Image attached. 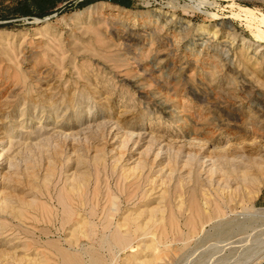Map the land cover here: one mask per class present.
I'll list each match as a JSON object with an SVG mask.
<instances>
[{
  "label": "rangeland",
  "instance_id": "obj_1",
  "mask_svg": "<svg viewBox=\"0 0 264 264\" xmlns=\"http://www.w3.org/2000/svg\"><path fill=\"white\" fill-rule=\"evenodd\" d=\"M17 4L0 0V264H239L264 251L251 213L264 212V0H73L44 17ZM221 178L239 181L224 218L165 247L162 231L218 201ZM106 216L131 232L128 248H100ZM212 225L227 242L210 260Z\"/></svg>",
  "mask_w": 264,
  "mask_h": 264
},
{
  "label": "bare ground",
  "instance_id": "obj_2",
  "mask_svg": "<svg viewBox=\"0 0 264 264\" xmlns=\"http://www.w3.org/2000/svg\"><path fill=\"white\" fill-rule=\"evenodd\" d=\"M198 3V2H197ZM252 15V14H251ZM260 22H262V21H260ZM251 24V23H250ZM261 24H263L264 25V22L263 23H261ZM253 25V24H252ZM256 29V28H255ZM258 30V29H257ZM261 33V32H260ZM258 31L257 32H255V36L257 37V38H260L261 39V34H260ZM132 136V135H131ZM130 139V138H129ZM0 140H2V138L0 139ZM4 140V139H3ZM126 141H127V139H126ZM126 141H125V143H126ZM130 140H128V142H129ZM2 145H3V142L2 141H0V148L2 147ZM1 153H3L2 151H0V162H1V159H2V154ZM196 157V156H195ZM222 158L221 159H223L224 158V156H221ZM238 157V156H237ZM198 158V157H197ZM218 158V157H217ZM226 158V157H225ZM228 158V157H227ZM227 158H226V160H227ZM234 158H236V157H234ZM190 159V158H189ZM210 159V158H209ZM208 159V160H209ZM215 160H216V158H214ZM229 159V158H228ZM232 159V158H231ZM230 159V161L231 162H236V161H238V159L237 160H235V161H233V159L231 160ZM191 160V159H190ZM195 160H197V159H195ZM199 160V159H198ZM207 160V159H206ZM14 161V160H13ZM202 161V160H201ZM210 161H211V159H210ZM219 161H221V160H219ZM224 161V160H223ZM256 161V160H255ZM188 162H190V161H188ZM192 162V161H191ZM190 162V163H191ZM212 162V161H211ZM210 162V167L208 166V168H209V171H210V173L211 174H213V173H215L216 171H217V168H216V163L215 162H212L211 163ZM217 162V161H216ZM14 162H11L10 160H9V163H8V166L11 168L14 164H13ZM207 163V162H206ZM209 163V162H208ZM208 163H207V165H208ZM218 163V162H217ZM223 162H221V164H222ZM226 163V162H225ZM237 163H240V161L239 162H237ZM187 164V163H186ZM203 165H204V163H202ZM16 165V164H15ZM190 165H192V164H190ZM198 165H201L200 164V162L198 163ZM202 165V166H203ZM206 165V166H207ZM231 165H233V164H231ZM236 165V164H235ZM206 166H204V167H206ZM221 166V165H220ZM204 167H203V169H204ZM233 167H234V165H233ZM231 168V167H230ZM1 169V168H0ZM242 169V168H241ZM259 169V168H258ZM232 170V169H231ZM128 172H129V170H128ZM206 172V171H205ZM219 171H217L216 173H218ZM221 173H222V171H220ZM231 172H235V171H231ZM240 172V171H239ZM200 173V172H199ZM207 173H209V172H207ZM242 173V172H241ZM240 173V174H241ZM171 174V173H170ZM220 174V173H219ZM236 174V173H235ZM243 174V173H242ZM241 174V175H242ZM244 174H247V173H244ZM126 175V174H125ZM166 175V174H165ZM205 175H208V174H205ZM221 175V174H220ZM223 175V174H222ZM225 175V174H224ZM252 175V174H251ZM256 175V174H255ZM213 176H215V175H213ZM217 176V175H216ZM227 176V175H226ZM207 177V176H206ZM205 177V178H206ZM220 177H223L224 179H225V177L224 176H220ZM228 177V176H227ZM241 178H240V184L241 185H247V184H249V185H251V184H253V183H255L254 185H256V179H253V178H249V177H247L246 175H242V176H240ZM257 177V176H256ZM211 178H212V176H211ZM210 177H209V180L211 179ZM215 178V177H214ZM223 178H221L222 180H224ZM73 179V178H72ZM198 179H199V177H198ZM227 179V178H226ZM183 180H185V177L183 178ZM200 180V179H199ZM214 180V179H213ZM220 180V179H219ZM230 180V179H229ZM201 181V180H200ZM200 181H198L199 183H201L202 184V181L200 182ZM205 181V180H204ZM208 182V181H207ZM215 182V181H214ZM239 182V181H238ZM238 182H237V180L235 181V180H230V181H227V180H224V182H222L221 181V183L220 182H218L217 181V190H215L217 193V196H219L218 197V201H216V200H212V199H209V198H204L203 199V203H201L202 205L200 206V204L199 205H197V204H194V205H191V207H189V209H182V211H183V216H185V219H183L184 220V223H183V229H180L179 227L177 228H175V230L173 229V227H172V229H171V226H173V223H172V225H170V229L168 230V228H166L167 230H168V232H166V231H162V233L160 234V236H161V238H163L164 237V244H165V247H166V245L169 243V242H171V241H169L168 242V236L169 235H171V233H177V238L176 239H178V236H179V238H181V240H180V242L179 243H181V241H183V243H184V241H186V240H188L189 241V239L191 238H193V237H195V236H197L198 235V233L200 232H203L204 231V226L205 225H207V224H213V220L215 219V218H219L220 216H222L223 217V212H222V208H223V206H226V204H229L233 199H231L230 197H229V194L227 195V194H224V191H230V192H232L231 190H229L230 188H232L234 185L233 184H238ZM258 182V181H257ZM209 183V182H208ZM211 184H212V182H211ZM200 186V185H199ZM211 186V185H210ZM214 186H215V184H214ZM201 187V186H200ZM72 188V187H71ZM259 189V188H258ZM257 189V190H258ZM70 190H72V189H70ZM235 190V189H234ZM256 190V191H257ZM259 191V190H258ZM221 193H223V194H221ZM144 194V193H143ZM231 194V193H230ZM256 195V194H255ZM144 196V195H143ZM203 196H207V195H204L203 194ZM147 197V196H146ZM145 197V198H146ZM255 197V196H254ZM2 199H4V198H2ZM149 199V198H148ZM63 200H65V199H63ZM115 200H117V199H114V201ZM118 201V200H117ZM181 201V200H180ZM179 201V202H180ZM183 201V200H182ZM202 201V200H201ZM1 202V201H0ZM6 202V201H5ZM62 202V200L60 201V203ZM116 202V201H115ZM115 202H112L113 204H112V206H114L113 208H111V209H113V211H119V210H117V208H119V207H117L116 208V203ZM65 203H67L66 201H65ZM64 203V204H65ZM63 204V205H64ZM111 204V203H110ZM179 203L177 202V205H178ZM2 205V204H1ZM119 205V204H118ZM177 205H176V207H177ZM180 205H181V203H180ZM185 205V204H184ZM66 207H64L63 206V208H65V211L68 213V211H70L69 209H68V211L66 210L67 209V205H65ZM188 206V205H187ZM4 207V206H3ZM2 207V208H3ZM178 207H180V206H178ZM5 208V207H4ZM181 208V207H180ZM185 208H188V207H186V205H185ZM121 209V208H120ZM149 209V208H148ZM156 209V208H155ZM110 210V209H109ZM159 210V209H158ZM158 210H156L157 212H159ZM180 210V209H179ZM224 210H225V208H224ZM229 210H230V208H229ZM3 211H4V209H3ZM64 210H63V212H65ZM112 211V210H111ZM112 211V212H113ZM227 211V210H226ZM252 212V214H254L255 216H260V217H262V218H264V212L263 213H259L260 211H258V210H256L255 208H253L252 210H251ZM65 212V213H66ZM123 212V211H122ZM143 212V211H142ZM156 212V213H157ZM107 213H109V216H110V213L111 212H107ZM129 213V212H128ZM128 213H126V215H128ZM130 213H132V212H130ZM140 213V212H139ZM144 213V212H143ZM142 213V214H143ZM148 213H150V212H148ZM151 213H153V209H152V211H151ZM150 213V214H151ZM71 214H73V213H71ZM122 214V213H121ZM125 215V216H126ZM109 216H106L107 217V219H108V217ZM118 216V215H117ZM121 216V215H120ZM135 216H137V214L135 215ZM139 217H140V215H138ZM137 216V217H138ZM154 216V215H153ZM153 216H151L153 219H154V217ZM70 217H72V216H70ZM119 217V216H118ZM122 217V216H121ZM123 217H124V215H123ZM122 217V218H123ZM131 215H129V220L131 219L132 220V217H134V214H133V216L131 217ZM136 217V218H137ZM149 217H150V215H149ZM149 217H148V219H149ZM150 217V219L152 220V218ZM181 217H182V214H181ZM183 218V217H182ZM224 218V217H223ZM256 218V217H255ZM111 217H109V223L107 222V220H106V223H108V224H106L105 223V230L107 231L108 230V232L109 233H111V236H109V238H105V239H103V241H102V243H101V247L100 248H102V247H106V248H109V250L110 249H125V248H128L129 246H130V244H131V232L130 231H128L127 229H126V226L122 223L121 225L120 224H117L113 229H111ZM160 219H161V217L159 218V220H158V218L156 219V221L155 222H148L149 224H151V225H156L157 224V221H158V223L160 222ZM171 219H172V217H171ZM105 220V219H104ZM122 220V219H121ZM135 220V219H134ZM137 220H138V218H137ZM178 220V219H177ZM181 220V219H180ZM182 220V221H183ZM115 221V220H114ZM119 221V220H118ZM179 221V220H178ZM181 221V222H182ZM213 221V222H212ZM113 222V221H112ZM117 222V221H116ZM140 222V221H139ZM170 222H172V220H170ZM174 222V221H173ZM212 222V223H211ZM83 223H85L84 221H83ZM89 223V222H88ZM175 223V222H174ZM179 222H177V224H178ZM258 223V222H257ZM114 224V223H113ZM138 224V223H137ZM139 224H141V223H139ZM138 224V225H139ZM176 223H175V226L177 225ZM243 224V223H242ZM241 224V225H242ZM80 225V224H79ZM82 225H86V223L85 224H82ZM107 225V226H106ZM136 226V230H138V231H141V232H145V233H147L148 231H146V227H145V225L144 226ZM240 225V226H241ZM87 226V225H86ZM104 226V225H103ZM134 226V225H133ZM247 226V225H246ZM211 228H212V230H218V233H217V236L218 237H214V238H217V240L216 241H212V243L213 244H211L210 246V249L213 247V252H212V256L211 255H208L207 256V258L206 259H210V260H212L213 259V256L215 255V254H217V253H220L221 252V248H222V246H223V244H225L226 242H227V240L226 239H224V234H223V232H220L219 230H220V225H212V226H210ZM210 227H209V229H210ZM77 228H78V226H77ZM77 228H75L76 230H77ZM135 228V227H134ZM150 228H152V227H150ZM150 228H148V229H150ZM154 228H156V227H154ZM208 228V227H207ZM75 229H74V231H75ZM93 229V228H92ZM132 229H133V227H132ZM104 230V229H103ZM153 230V229H152ZM160 230H162V229H160ZM79 231V230H78ZM92 231V230H91ZM207 231V230H206ZM206 231H204L205 232V234L207 233V236H208V232H206ZM80 232H81V229H80ZM82 233V232H81ZM93 233V232H92ZM136 233V232H135ZM135 233L133 234V235H135ZM153 232H150V234H152ZM88 235H89V233H88ZM95 235V234H94ZM144 235V234H143ZM154 234H152V236H153ZM175 235V234H174ZM202 235V234H201ZM103 236V235H102ZM148 236V235H147ZM151 236V235H150ZM158 236H159V234H158ZM159 236V237H160ZM200 236V235H199ZM89 237V236H88ZM101 237V236H100ZM136 237V236H135ZM140 237V236H139ZM143 237V236H142ZM142 237H140V238H142ZM149 237V236H148ZM157 237V236H156ZM198 237V236H197ZM197 237H195V238H197ZM206 237V236H205ZM102 238V237H101ZM144 239H145V236L143 237ZM152 239L150 240L149 238H148V242H149V245H146L147 244V242L144 244V250H143V252H145V254L144 255H146L147 254V252H151V250H155L156 249V247L154 246V243H153V241H154V239H153V237H151ZM170 238H171V236H170ZM206 238H208V237H206ZM205 238V240H202V242L203 241H206V240H210V237H209V239H206ZM175 239V240H176ZM158 240V238L155 240V241H157ZM214 240V239H213ZM134 241V240H133ZM160 241V240H159ZM163 241V240H162ZM162 241H160V242H162ZM178 241V240H177ZM192 241H194L193 239H192ZM211 241V240H210ZM259 241V240H258ZM100 241H98V243H99ZM157 243H158V241H157ZM248 243V242H247ZM140 244H142V243H140ZM142 244V245H143ZM163 244V243H162ZM163 244V245H164ZM172 244V243H171ZM228 244V243H227ZM139 245V244H138ZM156 245V244H155ZM234 245V244H233ZM157 246H158V244H157ZM159 246H160V244H159ZM231 246V245H230ZM98 247H99V245H98ZM142 248V249H143ZM155 248V249H154ZM255 248V247H254ZM254 248H248V249H246L245 251H246V254H245V260H244V262H242V263H239V264H261L262 262H264V251H262V250H260V249H254ZM161 249V248H160ZM165 249V248H164ZM168 249V248H167ZM243 249V248H242ZM109 250H107V251H109ZM264 250V249H263ZM113 251V250H112ZM163 251H165V250H163ZM244 251V250H243ZM142 252V253H143ZM155 252H156V250H155ZM154 252V253H155ZM110 253H112V252H110ZM109 253V254H110ZM211 253V252H210ZM241 253V252H240ZM140 254V253H139ZM114 255V254H113ZM153 255V254H152ZM111 256V255H110ZM139 255H136V256H134V257H132V262H133V264H136V261H137V263H139L138 261H139V259L137 258ZM142 256L143 255H141V258H142ZM241 256H242V254H241ZM94 257V256H93ZM147 258V260L151 257H149L148 258V256H146ZM97 258V257H96ZM144 258V257H143ZM90 259V258H89ZM98 259V258H97ZM145 259V258H144ZM145 259V260H146ZM156 259V258H155ZM205 259V258H204ZM219 259V258H218ZM78 260V259H77ZM91 261H90V264H101L99 261H97V260H95V259H90ZM143 260V259H142ZM142 261L141 263L142 264H149V262L148 261H151V259H149L148 261ZM209 260V261H210ZM100 261H102V260H100ZM141 261V260H140ZM103 262V261H102ZM155 262H153V264H154ZM210 263V262H209ZM209 263H206V264H209ZM104 264V263H103ZM204 264V263H203ZM236 264V263H235Z\"/></svg>",
  "mask_w": 264,
  "mask_h": 264
},
{
  "label": "trees",
  "instance_id": "obj_3",
  "mask_svg": "<svg viewBox=\"0 0 264 264\" xmlns=\"http://www.w3.org/2000/svg\"><path fill=\"white\" fill-rule=\"evenodd\" d=\"M73 0H18L14 11L24 17H44L53 12V10L61 3ZM114 5L129 8L131 0H105Z\"/></svg>",
  "mask_w": 264,
  "mask_h": 264
},
{
  "label": "crops",
  "instance_id": "obj_4",
  "mask_svg": "<svg viewBox=\"0 0 264 264\" xmlns=\"http://www.w3.org/2000/svg\"><path fill=\"white\" fill-rule=\"evenodd\" d=\"M255 203L259 207H264V188H262L260 192L258 193Z\"/></svg>",
  "mask_w": 264,
  "mask_h": 264
}]
</instances>
